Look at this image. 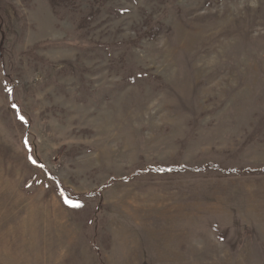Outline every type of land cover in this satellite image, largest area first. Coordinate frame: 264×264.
Wrapping results in <instances>:
<instances>
[{"label":"rangeland","instance_id":"obj_1","mask_svg":"<svg viewBox=\"0 0 264 264\" xmlns=\"http://www.w3.org/2000/svg\"><path fill=\"white\" fill-rule=\"evenodd\" d=\"M0 264H264V0H0Z\"/></svg>","mask_w":264,"mask_h":264},{"label":"snow or ice","instance_id":"obj_2","mask_svg":"<svg viewBox=\"0 0 264 264\" xmlns=\"http://www.w3.org/2000/svg\"><path fill=\"white\" fill-rule=\"evenodd\" d=\"M74 206H77V207H79L80 205H78V204H77V205H74Z\"/></svg>","mask_w":264,"mask_h":264},{"label":"bare ground","instance_id":"obj_3","mask_svg":"<svg viewBox=\"0 0 264 264\" xmlns=\"http://www.w3.org/2000/svg\"><path fill=\"white\" fill-rule=\"evenodd\" d=\"M221 33H222V32H221ZM223 34H225V33H223ZM223 34H222V35H223Z\"/></svg>","mask_w":264,"mask_h":264}]
</instances>
